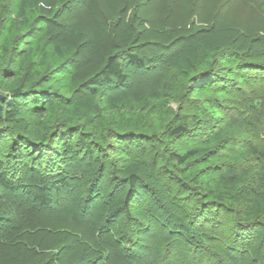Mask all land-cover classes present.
<instances>
[{
    "label": "rangeland",
    "instance_id": "374dc122",
    "mask_svg": "<svg viewBox=\"0 0 264 264\" xmlns=\"http://www.w3.org/2000/svg\"><path fill=\"white\" fill-rule=\"evenodd\" d=\"M18 3L0 0V44L6 41L11 49L8 64L0 60V93L11 101L14 84L37 95L39 91L67 96L71 90H80L76 96L81 109L88 112L77 126L85 124L97 134L107 153H69L65 159L59 155L57 161L52 158V147L59 145L54 141L50 149L35 156L33 165L49 170L53 165L59 168V163L68 177V186L48 207L23 190H10L0 183V264H38L48 259L53 264L198 263L200 249H215L209 236H204L209 234V216L189 214L196 221L193 225L180 215L171 196L180 198L186 192L175 175H167L172 171L167 153H181L188 147L214 150L207 135L217 120L223 125L221 108L215 104L220 92L196 78L211 62L193 63L189 70L166 62L198 36V28L206 26L202 22L205 11L212 14L208 24L213 23L209 31L212 43H230L232 35L240 36L235 43L256 47L255 53H262L264 59V14L259 12L264 10V1L50 0L47 6L41 2L28 8L27 18L18 19L13 26ZM74 28L73 40L56 47L57 38ZM24 46L33 50L20 66L18 57ZM127 46L136 49L143 65L122 59L127 75L124 84L112 81L96 85V90H81V83L96 71L98 61ZM224 61L230 64L229 58ZM33 73L36 80L29 84ZM169 86L174 89L172 98ZM36 98L19 100L16 122L1 126L0 157L6 160L10 177L16 175L20 159L17 153H10L18 141L13 135L26 133L36 121L31 114ZM116 101L119 107L105 114L106 106ZM184 115H188L189 134L168 137L171 122ZM115 134L120 138H112ZM76 142L77 138L71 137L70 145ZM145 147L148 154L142 160L139 152ZM129 157L140 159L133 171L141 181L125 206L130 188L127 173H122L130 165ZM217 157L212 156L210 162L220 161ZM220 157L224 159L222 154ZM207 159L204 164L197 162L195 173ZM141 160L150 169L144 170ZM91 168L95 172L87 176ZM68 207L75 212L73 221L64 215ZM121 239L125 242H119ZM225 260L222 264H264V229H260L248 261L244 255Z\"/></svg>",
    "mask_w": 264,
    "mask_h": 264
},
{
    "label": "trees",
    "instance_id": "16d2710c",
    "mask_svg": "<svg viewBox=\"0 0 264 264\" xmlns=\"http://www.w3.org/2000/svg\"><path fill=\"white\" fill-rule=\"evenodd\" d=\"M41 2L47 6L50 0H19L17 16L14 19L15 22H12L13 26L18 23V19L21 22L27 18L26 10L28 8H35ZM261 8L264 9V7ZM205 12L206 17L202 22L206 26L198 28V36L195 39H190L166 63L170 67L189 70L193 63L211 62V66L200 71L199 77L196 75V78L201 80L204 85H212L213 91L220 92L219 98L215 99V104L222 109L220 111L223 125H218L220 120H217L208 129V135L206 134L210 146H215L214 150L203 151L200 147H188L181 153L169 151L167 158L172 164V171L167 172V175L170 174L172 177L175 175V181L186 192L180 198L171 197L175 200L180 215L185 216L187 223H189L188 220L192 224L196 223L191 216H188L189 214L198 213L199 217L203 214L209 216L207 221L209 222L207 223L209 234L205 233L204 236H209L211 239L209 241L213 243L215 249H208L207 246L204 247V250L200 249L197 254L199 255L198 263L196 261L191 264H222L225 258L228 260L237 255H244L248 261L251 247L255 245L256 238L260 235V229H264V59L260 57L262 53H255L256 47L254 49V46L249 47L250 44L245 47L242 42L235 43V41H239L240 36L236 38L232 35L230 43H212L210 37L212 31H209L213 23L208 25L211 22L212 14L208 11ZM259 12L264 14V10H259ZM76 31L77 29L74 28L73 31L64 32L59 36L56 47L65 41H72L74 38L72 35ZM232 31L235 34L239 33ZM31 50H33L31 47L26 46L24 52L18 57L20 66ZM10 53L9 44L6 41L1 43L0 60L8 64ZM106 55L104 60L95 64L96 71L81 83V90H96V85L112 81L124 84L127 75L122 59L139 66L143 65L142 58L131 46L119 48L116 52ZM257 57L260 61L256 60ZM224 58H229L230 64H226ZM36 76L35 73L30 74L27 83L35 82ZM27 88L14 84L10 94L13 97L11 101H6V97H4L5 101L1 102L0 130L3 124L16 122L19 100L32 98L35 95L37 97L35 106L31 109V114L36 121L29 125L26 133L13 135L18 141H16L17 143L14 141V149L12 148L10 153L13 155L17 153L16 155L20 156L16 175L13 177L8 175L6 160L0 157V183L10 190H23L35 202L48 207L55 197H59L63 188L68 186V177L59 163V168H55L53 165L49 170L33 165L31 160L35 156L50 149L54 141H58L59 144L52 147V158H56L57 161L60 159L59 155L63 159L69 153L77 155L96 152L105 155L107 150L99 141L97 134L88 126L82 123L77 126L78 121L86 118L88 112L81 109L78 96H76L80 90H71L67 96H57L39 91L37 95L34 90H25ZM168 88V96L172 98L174 89L172 86ZM116 104L117 101L106 106L105 114L115 111L119 107ZM122 108L124 107L122 106ZM127 108L129 107L127 106ZM213 111H216L214 107ZM175 120L169 125L168 137L178 138L189 134L188 115ZM116 134L112 138H120ZM71 137L77 138L74 146L70 145ZM130 139H140L141 142L143 140L138 136L136 138L130 136ZM206 144L208 145V142ZM17 147L18 150H15ZM107 149L109 150L110 147ZM143 149L144 151L139 154L143 158L142 160H146L147 149L146 147ZM221 154L223 160L220 157ZM215 155L216 157L220 155L217 157V159L221 158L220 161L210 162L213 160L212 156ZM129 158L130 165L122 173L123 175L127 173L128 187L130 188L126 193L125 206L128 205L137 184L141 181L139 175L133 171L138 165L136 162L138 157L137 159ZM206 159L208 161L205 165L195 173L194 171L199 168L197 162L202 160L201 162L204 164L203 161ZM142 160L141 164H144V170L150 169L148 163ZM92 168L87 176H91L95 172ZM149 181L156 183L152 177H149ZM196 187H199L200 190ZM194 203L196 205H193ZM64 215L70 221L75 218V212L70 207L64 211ZM1 222L0 219V227ZM14 238L20 240L19 236H14ZM119 242L124 243L125 241L121 239ZM38 264H53V261L48 259ZM227 264L229 263L227 262Z\"/></svg>",
    "mask_w": 264,
    "mask_h": 264
},
{
    "label": "water",
    "instance_id": "95a60500",
    "mask_svg": "<svg viewBox=\"0 0 264 264\" xmlns=\"http://www.w3.org/2000/svg\"><path fill=\"white\" fill-rule=\"evenodd\" d=\"M4 94L0 93V117H1V111H2V104H1V100L4 99Z\"/></svg>",
    "mask_w": 264,
    "mask_h": 264
}]
</instances>
